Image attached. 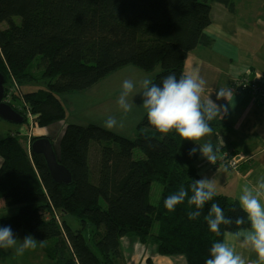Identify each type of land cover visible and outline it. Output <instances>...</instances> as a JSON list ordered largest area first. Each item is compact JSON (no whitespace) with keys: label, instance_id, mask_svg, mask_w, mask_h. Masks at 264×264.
Here are the masks:
<instances>
[{"label":"trees","instance_id":"16d2710c","mask_svg":"<svg viewBox=\"0 0 264 264\" xmlns=\"http://www.w3.org/2000/svg\"><path fill=\"white\" fill-rule=\"evenodd\" d=\"M213 4L237 10L232 0H0V72L18 87L9 92V104L28 122L26 106L35 123L46 127L66 118L61 94L88 90L124 66H160L155 84L169 74L179 79L187 75L188 55L213 45L206 34ZM244 79L264 94V84L247 75L233 81ZM33 83L40 87L30 90ZM256 95L262 102L264 96ZM233 125L230 113L211 122L225 133ZM57 138L56 155L72 174L70 186L56 184L44 156L29 153L17 138L9 136L0 153V200L18 208L0 219V227H10L14 236L29 230L53 264H122L123 239L187 264H206L212 244L223 239L205 220L210 203L233 219L244 215L237 199L218 192L195 220L188 218L196 209L187 201L174 211L165 207L181 185L200 180L193 168L198 155H189V141L176 132L152 127L147 113L135 139L76 123ZM136 149L145 157L135 159ZM154 183L162 187L156 205L149 201ZM66 215L78 220V228L63 220Z\"/></svg>","mask_w":264,"mask_h":264},{"label":"crops","instance_id":"0c3cea01","mask_svg":"<svg viewBox=\"0 0 264 264\" xmlns=\"http://www.w3.org/2000/svg\"><path fill=\"white\" fill-rule=\"evenodd\" d=\"M211 13L212 24L206 34L213 39V45L200 46L192 51L184 71L187 75H198L206 80L205 98L210 97L218 105L226 106L234 125L226 133L213 130V135L206 138L211 139L214 145L218 137L223 141L214 164L201 155L199 145L189 141V146L197 148L198 158L193 168L199 178L215 180L218 193L238 200L244 185H254L264 177V105L257 101L256 94L232 91L228 101L217 100L216 92L219 88L231 89L233 80L244 75L264 84V0H247V25L241 22L239 12L231 13L220 4H213ZM240 40L246 42L241 44ZM67 125L61 128L59 135ZM222 154L224 156L220 157ZM234 155L239 162L235 169L224 163L228 160L222 161L224 157ZM1 206H4L2 201ZM233 243L246 259H257L249 247L240 241ZM122 253V264H187L183 257L161 256L155 247L133 239L122 240Z\"/></svg>","mask_w":264,"mask_h":264},{"label":"clouds","instance_id":"9594fccd","mask_svg":"<svg viewBox=\"0 0 264 264\" xmlns=\"http://www.w3.org/2000/svg\"><path fill=\"white\" fill-rule=\"evenodd\" d=\"M138 83L143 90L142 107L147 111L149 124L161 133L174 131L184 141L199 145L201 155L214 164L223 141L218 137L217 144L214 145L211 139L206 138L213 135L211 122L218 118L222 120L228 115V109L218 105L210 97L205 98L206 80L198 75H181L178 79L175 74H169L160 84L153 83L147 77ZM136 87L137 83L132 79H125L122 83L117 104L125 114L132 111L133 104L129 97ZM231 95L230 88H219L216 92L217 100L229 101ZM104 126L113 129L117 126L122 128L124 124L123 120L118 121L109 116ZM196 152L197 148L194 147L189 155H195ZM216 196L215 180L200 179L193 181L188 187L181 185L177 192L165 199L164 204L169 211H174L178 205L187 201L189 206H195L196 209L188 213V218L195 220L200 217L205 205ZM238 203L239 210L244 215L236 216L235 219L226 216L219 203H210L205 220L210 231L223 239L212 244L206 264H264V177L254 185H244ZM233 224L235 231L232 230ZM18 240L10 227H0V249L15 248L16 255H23L26 250L37 246V240L31 235L26 236L19 246ZM234 241H240L242 245L249 247L257 259H246L237 251Z\"/></svg>","mask_w":264,"mask_h":264},{"label":"rangeland","instance_id":"374dc122","mask_svg":"<svg viewBox=\"0 0 264 264\" xmlns=\"http://www.w3.org/2000/svg\"><path fill=\"white\" fill-rule=\"evenodd\" d=\"M232 1L235 3L237 9L236 14L237 12L240 14L241 22L244 25H247V0ZM18 32L19 28L16 29V36ZM244 35L247 36V33H244ZM240 42L241 44H244L246 41L240 40ZM160 71V66L152 71H146L135 65H127L118 71L105 76L98 84L88 90L65 92L61 94L62 101L66 108V118L52 126L40 127L35 123V119L34 124H32V121L29 122V120L23 124H12L0 118V153L7 149L9 136L17 138L29 153L34 140L42 137H51L54 146L57 148L59 145V139L57 136L59 135L61 128L65 125L70 123H76L82 126L95 124L107 129L104 125L109 116L115 117L118 121L123 120L124 126L122 128L117 126L113 129L107 130L130 139H135L137 125L143 120L147 113L142 107L143 97L141 94L143 90L139 87L138 82L145 77L153 80ZM125 79H132L137 83L136 90L129 97V101L133 104L132 111L127 114L123 113L117 104L118 97L122 90V83ZM38 84L39 83H33L32 85H28V88L30 90L38 89L40 87ZM232 84H234V81ZM22 109L25 110L26 106ZM223 156L224 154L220 157ZM134 157L135 159H142L145 156L140 149H136L134 150ZM1 163L2 160L0 159V165ZM161 193L162 187L154 183L150 195V203L156 205L161 197ZM1 201L2 200H0V219L10 217L18 212L17 207L1 206ZM63 220H66L73 229H76L79 226L78 220L72 215L63 216ZM88 233L92 234L93 229ZM29 235L35 238L29 230L20 229L15 235V237L19 239L17 246H19L22 243V240ZM0 264L53 263L51 262V259L45 255L37 241L36 248L26 250L23 255H16L15 248L0 249Z\"/></svg>","mask_w":264,"mask_h":264},{"label":"water","instance_id":"95a60500","mask_svg":"<svg viewBox=\"0 0 264 264\" xmlns=\"http://www.w3.org/2000/svg\"><path fill=\"white\" fill-rule=\"evenodd\" d=\"M5 83L6 78L0 72V118L12 124H23L25 123V117L4 100L6 97ZM31 151L44 156L51 177L56 184L65 186L72 185V174L57 158L55 146L50 138L42 137L36 139L31 145Z\"/></svg>","mask_w":264,"mask_h":264},{"label":"built area","instance_id":"2783aa9c","mask_svg":"<svg viewBox=\"0 0 264 264\" xmlns=\"http://www.w3.org/2000/svg\"><path fill=\"white\" fill-rule=\"evenodd\" d=\"M232 90L236 93H247V91H250L256 94L261 93L264 96L261 87L259 85H255V83L251 82L250 80L248 81L247 79L238 81L236 83L234 82L232 86ZM8 98H10V93L6 92V97L4 100L7 103H9ZM262 103L264 104V99L262 100ZM25 112L28 113L27 114L28 120L30 122L32 121V124H34V117L30 114L29 109H25ZM226 160H228V162H224V163H227L231 168L235 169L238 167L239 162L234 156L230 158L224 157L222 159V161H226Z\"/></svg>","mask_w":264,"mask_h":264},{"label":"bare ground","instance_id":"6f19581e","mask_svg":"<svg viewBox=\"0 0 264 264\" xmlns=\"http://www.w3.org/2000/svg\"><path fill=\"white\" fill-rule=\"evenodd\" d=\"M9 85H11V83L9 84H7V82L5 83V89L7 93L12 92L13 90H15V88H17L16 90H18V87L16 86V84H12L13 87H10Z\"/></svg>","mask_w":264,"mask_h":264}]
</instances>
